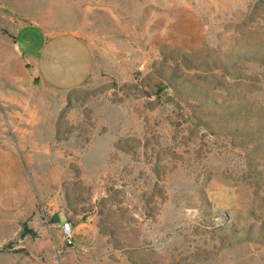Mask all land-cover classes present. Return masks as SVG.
Wrapping results in <instances>:
<instances>
[{"label": "rangeland", "instance_id": "obj_1", "mask_svg": "<svg viewBox=\"0 0 264 264\" xmlns=\"http://www.w3.org/2000/svg\"><path fill=\"white\" fill-rule=\"evenodd\" d=\"M30 9L84 85L19 49ZM0 264H264V0H0Z\"/></svg>", "mask_w": 264, "mask_h": 264}, {"label": "crops", "instance_id": "obj_2", "mask_svg": "<svg viewBox=\"0 0 264 264\" xmlns=\"http://www.w3.org/2000/svg\"><path fill=\"white\" fill-rule=\"evenodd\" d=\"M27 18L28 22L17 29L15 42L33 60L42 81L57 90H73L84 85L94 67V53L89 43L76 33H50L31 24V9ZM70 222L73 240L79 237L81 230L87 238L92 237L94 229L90 223Z\"/></svg>", "mask_w": 264, "mask_h": 264}, {"label": "built area", "instance_id": "obj_3", "mask_svg": "<svg viewBox=\"0 0 264 264\" xmlns=\"http://www.w3.org/2000/svg\"><path fill=\"white\" fill-rule=\"evenodd\" d=\"M62 231H63V235L66 239V241L69 244H73L74 240H73V227L70 221H64L62 223Z\"/></svg>", "mask_w": 264, "mask_h": 264}]
</instances>
